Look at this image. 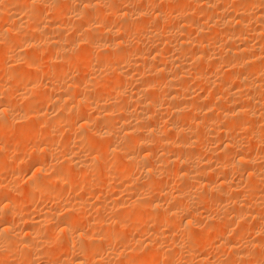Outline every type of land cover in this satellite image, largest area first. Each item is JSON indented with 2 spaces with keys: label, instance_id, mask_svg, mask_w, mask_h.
<instances>
[{
  "label": "bare ground",
  "instance_id": "obj_1",
  "mask_svg": "<svg viewBox=\"0 0 264 264\" xmlns=\"http://www.w3.org/2000/svg\"><path fill=\"white\" fill-rule=\"evenodd\" d=\"M0 264H264V0H0Z\"/></svg>",
  "mask_w": 264,
  "mask_h": 264
}]
</instances>
